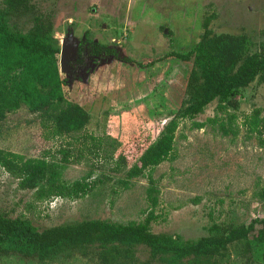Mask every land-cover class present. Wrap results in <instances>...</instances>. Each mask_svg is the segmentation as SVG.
I'll return each mask as SVG.
<instances>
[{
	"label": "rangeland",
	"instance_id": "374dc122",
	"mask_svg": "<svg viewBox=\"0 0 264 264\" xmlns=\"http://www.w3.org/2000/svg\"><path fill=\"white\" fill-rule=\"evenodd\" d=\"M212 13L210 29L215 34L245 33L252 50L257 49L264 29V0H29L26 13L8 17L6 24L13 32L27 35L39 30L59 48L68 37L74 49L83 39L95 41L116 48L120 57L90 59L80 75L71 77L68 71L61 73L59 58L56 62L64 99L89 114L85 131L102 138L97 157L76 152L74 138L81 131L51 138L28 105L6 104L12 85L0 76V149L25 158L55 157L59 181L67 185L88 173L89 182L97 181L84 197L40 200L34 190L19 189L17 179L0 168V214L23 218L39 231L83 220L143 221L148 211L146 178H135L124 188L123 173H114L111 161L122 153L131 166L180 106L189 65L172 57L157 59L196 45L202 19ZM236 99V136L223 135L216 125L196 129L190 121L180 124L176 158L152 172L159 188L153 233L196 241L210 234L212 224H248L264 217V200L255 195L264 190V147L248 138L242 126L243 116L253 108L264 115V84L252 83ZM215 106L210 103L194 121L206 122ZM62 150L71 154L67 162L62 161ZM136 256L143 264L148 252L138 247ZM249 257L242 244L234 243L224 257L195 264H264V245L252 260ZM0 264L23 263L5 258ZM46 264L100 262L88 252L61 255Z\"/></svg>",
	"mask_w": 264,
	"mask_h": 264
},
{
	"label": "trees",
	"instance_id": "16d2710c",
	"mask_svg": "<svg viewBox=\"0 0 264 264\" xmlns=\"http://www.w3.org/2000/svg\"><path fill=\"white\" fill-rule=\"evenodd\" d=\"M28 8L29 0H1L0 76L3 82L12 85L5 95L6 104L22 101L28 105L31 112L39 114L51 138L81 131L74 138L76 152L79 156L97 157L103 141L85 131L89 114L77 104L68 103L62 94L56 69L59 46L46 40L39 30L24 35L7 27L8 17L20 16ZM214 18V13L203 17L201 38L188 51H170L157 59L172 57L189 65L180 106L161 125L154 140L141 149L131 166L122 153L111 161L112 171L123 173L120 184L124 188L135 178H146L148 211L144 220L127 223L83 220L39 231L23 218L0 214V263L5 258H14L23 264H46L61 255L84 256L90 252L100 264H139L136 252L138 247H143L148 252L143 264H195L201 259L224 257L234 243L242 244V251L250 254L248 259L252 260L256 249L264 245V217L248 224H212L208 228L210 234L196 241L151 231L159 205L158 183L152 172L162 162L176 158L175 134L180 124L190 121L196 129L206 124L216 125L223 135L236 136L239 127L232 126L237 119L234 112L239 109L236 96L252 83L264 84V29L259 31L262 40L253 51L252 41L245 33L215 34L210 29ZM89 48L95 54L113 55L112 51L94 44ZM212 102H216L214 116L206 122L194 121ZM242 126L248 138H254L264 147V115L260 108L255 107L244 115ZM61 153L62 161L67 162L71 154L65 150ZM54 160L55 157L47 159L46 155L25 158L0 149V168L17 179L19 189L34 190L40 200L53 196L74 200L84 197L95 186L96 180L88 181L91 173L70 185L60 182V167ZM255 195L264 200L263 189Z\"/></svg>",
	"mask_w": 264,
	"mask_h": 264
},
{
	"label": "flooded vegetation",
	"instance_id": "af4514ba",
	"mask_svg": "<svg viewBox=\"0 0 264 264\" xmlns=\"http://www.w3.org/2000/svg\"><path fill=\"white\" fill-rule=\"evenodd\" d=\"M71 43H72V39H71ZM72 44H71V49L74 50V57L72 60L69 57V60L66 63L68 67L66 71H68L69 77H71L73 73H77L78 75H80L81 73L80 68H84L85 66H87L90 59L110 58V57L114 59H119L120 57L119 52L116 48L105 46L95 41H89L83 39V41H81L77 46V48L75 49L73 48ZM90 44H94L100 48L108 49L109 51L113 52V55L95 54L92 50H90L89 48Z\"/></svg>",
	"mask_w": 264,
	"mask_h": 264
},
{
	"label": "water",
	"instance_id": "95a60500",
	"mask_svg": "<svg viewBox=\"0 0 264 264\" xmlns=\"http://www.w3.org/2000/svg\"><path fill=\"white\" fill-rule=\"evenodd\" d=\"M71 38L68 37L65 41L62 42L61 47H60V57H59V62H60V67H61V73L66 72L67 70V65L66 63L70 59L72 60L74 57V50L71 49Z\"/></svg>",
	"mask_w": 264,
	"mask_h": 264
}]
</instances>
